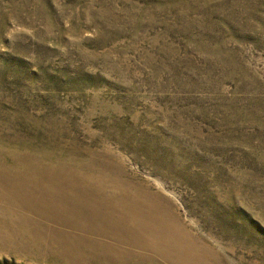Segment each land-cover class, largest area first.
<instances>
[{"label":"rangeland","instance_id":"1","mask_svg":"<svg viewBox=\"0 0 264 264\" xmlns=\"http://www.w3.org/2000/svg\"><path fill=\"white\" fill-rule=\"evenodd\" d=\"M0 165V264H264V0H0ZM132 196L171 246L79 210Z\"/></svg>","mask_w":264,"mask_h":264},{"label":"bare ground","instance_id":"2","mask_svg":"<svg viewBox=\"0 0 264 264\" xmlns=\"http://www.w3.org/2000/svg\"><path fill=\"white\" fill-rule=\"evenodd\" d=\"M29 159V158H28ZM38 159H39V157H38ZM41 159V158H40ZM27 161V160H26ZM36 160H34V162H35ZM25 162V161H24ZM90 162V161H89ZM17 163V162H16ZM28 162H25V164H27ZM33 163V162H32ZM41 163V162H40ZM91 163V162H90ZM15 164V163H14ZM22 164V163H21ZM20 164V165H21ZM45 164V163H44ZM73 164V163H72ZM23 165H24V163H23ZM32 165V164H31ZM1 166V165H0ZM13 166V165H12ZM28 166H30V165H28ZM35 166V165H34ZM34 166H31L32 167V169H33V167ZM47 166V165H46ZM108 166H110L109 164H108ZM14 167V166H13ZM19 167V166H18ZM24 168V167H23ZM37 168V167H36ZM9 169V168H8ZM21 169V168H20ZM87 169V168H86ZM99 169V168H98ZM4 170V169H3ZM6 170V169H5ZM17 170V169H16ZM31 170V169H30ZM29 170V171H30ZM39 170V169H38ZM77 170V169H76ZM18 171V170H17ZM42 171H45L44 169L42 170ZM87 171V170H86ZM23 172V171H22ZM33 172V171H32ZM36 172H38V171H36ZM35 172V173H36ZM88 172V171H87ZM104 172V171H103ZM5 173V172H4ZM9 173V172H8ZM24 173V172H23ZM31 173V172H30ZM39 173H42V172H40L39 171ZM47 173V172H46ZM46 173H44V174H46ZM89 173H91V172H89ZM109 173V172H108ZM1 174V173H0ZM11 174V173H10ZM18 174V173H17ZM16 174V176H18ZM32 174V173H31ZM30 174V175H31ZM34 174V173H33ZM32 174V175H33ZM106 174H107V172H106ZM15 175V174H14ZM23 174H21V176H22ZM26 175H28V174H26ZM39 175V174H38ZM70 175V174H69ZM4 176V175H3ZM15 176V177H16ZM20 176V175H19ZM20 176V177H21ZM40 176V175H39ZM41 176H43V175H41ZM87 176H89V175H87ZM106 176V175H105ZM104 176V177H105ZM112 177H113V175H111ZM6 177V176H5ZM14 177V178H15ZM31 177V176H30ZM33 177V176H32ZM102 176H100V178H101ZM8 178V177H7ZM11 178V177H10ZM26 178H27V176H26ZM49 178V177H48ZM93 178V177H92ZM99 178V177H98ZM107 178H108V176H107ZM6 179V178H5ZM9 179V178H8ZM40 179V178H39ZM60 179V178H59ZM71 179V178H70ZM78 179V178H77ZM76 179V180H77ZM96 179V178H95ZM94 179V180H95ZM27 180V179H26ZM30 180H32V179H30ZM37 180V179H36ZM43 180H45L44 178L42 179V181ZM98 180H100V179H98ZM102 180V179H101ZM106 180V179H105ZM47 181V180H46ZM64 181V180H63ZM67 181V180H66ZM84 181V180H83ZM95 181H97V180H95ZM103 181V180H102ZM112 181V180H111ZM114 181V180H113ZM112 181V182H113ZM117 181V180H116ZM21 182V181H20ZM31 182H34V181H31ZM40 182V181H39ZM69 182V181H68ZM98 182V181H97ZM101 182V181H100ZM109 182V181H108ZM111 182V183H112ZM17 183H19V181L17 182ZM16 183V184H17ZM25 184H26V182H24ZM30 183V182H29ZM36 183V182H35ZM38 183V182H37ZM47 183V182H46ZM95 183V182H94ZM103 182H101L100 184H102ZM110 183V182H109ZM115 183V182H114ZM118 183V182H117ZM28 184V183H27ZM39 184V183H38ZM49 183H47V185H48ZM51 184V183H50ZM74 184V183H73ZM92 184V183H91ZM91 184H90V186H91ZM99 184V185H100ZM31 185V184H30ZM46 185V184H45ZM63 185V184H62ZM97 185V184H96ZM110 185V184H109ZM117 185V184H116ZM120 185V184H119ZM23 186V185H22ZM25 186V185H24ZM29 186V185H28ZM27 186V187H28ZM41 186V185H40ZM67 186V185H66ZM65 186V187H66ZM71 186V185H70ZM74 186V185H73ZM77 186H78V184H77ZM87 186H89L88 185V183H87ZM113 186V185H112ZM21 187V186H20ZM26 187V186H25ZM25 187H23V188H25ZM35 187V186H34ZM57 187V186H56ZM94 187V186H93ZM96 187V186H95ZM103 187H104V185H103ZM119 188H121V186H118ZM30 188V186L28 187V189ZM43 188V187H42ZM47 188V187H46ZM53 188V187H52ZM72 188H74V187H72ZM86 188V187H85ZM85 188H83V189H85ZM97 188H98V186H97ZM109 188V187H108ZM129 188V187H128ZM33 189V188H32ZM38 190L40 189V188H37ZM50 189V188H49ZM99 189H101V188H99ZM106 189V188H105ZM1 190V189H0ZM16 190H17V188H16ZM19 190V189H18ZM22 190V189H21ZM27 190V189H26ZM46 190V189H45ZM44 190V191H45ZM56 190V189H55ZM69 190V189H68ZM98 190V189H97ZM118 190H120V189H118ZM122 190H125L124 188L122 189ZM34 191V190H33ZM53 191V190H52ZM83 191V190H82ZM86 191V190H85ZM96 191V190H95ZM101 191V190H100ZM99 191V192H100ZM110 191V190H109ZM108 191V192H109ZM114 191V190H113ZM112 191V192H113ZM1 192V191H0ZM43 192V191H42ZM105 192V191H104ZM2 193V192H1ZM19 193H20V190H19ZM27 193H28V191H27ZM30 193H31V191H30ZM50 193H52V192H50ZM55 193V192H54ZM60 193V192H59ZM62 193V192H61ZM81 193V192H80ZM84 193V192H83ZM101 193V192H100ZM100 193H99V195H100ZM122 193H124V192H122ZM20 194H22V193H20ZM24 194V193H23ZM37 195L38 193H34V195ZM40 194V193H39ZM53 194V193H52ZM64 194V193H63ZM102 194V193H101ZM108 195H109V193H107ZM28 195V194H27ZM31 194H29L28 196H30ZM33 195V196H34ZM35 195V196H36ZM45 195V194H44ZM60 195V194H59ZM69 195H71V194H69ZM115 195V194H114ZM40 196H41V194H40ZM64 196V195H63ZM62 196V197H63ZM90 196V195H89ZM88 196V197H89ZM93 196H94V193H93ZM111 196V195H110ZM110 196H108V198H110ZM118 196V195H117ZM136 196V195H135ZM32 197V196H31ZM48 197V196H47ZM80 197H82V195L80 196ZM80 197H79V199H80ZM95 197V196H94ZM97 197H98V195H97ZM96 197V198H97ZM26 198V197H25ZM29 198V197H28ZM33 198V197H32ZM37 198V197H36ZM41 198V197H40ZM51 198V197H50ZM54 198V197H53ZM53 198H51V199H53ZM69 198H71V197H69ZM112 198V197H111ZM45 199H47V198H45ZM59 198H57V200H58ZM78 199V198H77ZM90 199V198H89ZM89 199H88V202L90 203V201H89ZM92 199V198H91ZM98 199V198H97ZM100 199V198H99ZM99 199H98V201H99ZM104 199V198H103ZM120 199V198H119ZM31 200V199H30ZM34 200V199H33ZM54 200V199H53ZM60 200H62V199H60ZM37 201V200H36ZM44 201V200H43ZM46 201V200H45ZM55 201V200H54ZM70 201V200H69ZM82 201V200H81ZM94 201H96V200H94ZM47 202H50V201H47ZM76 202V201H75ZM75 202H73V203H75ZM78 202V201H77ZM77 202L75 203V204H77ZM41 203V202H40ZM70 204V205H74V204ZM95 203V202H94ZM32 204V203H31ZM43 204V203H42ZM52 204V203H51ZM79 204V203H78ZM155 204V203H154ZM153 204V205H154ZM62 205V204H61ZM64 205V204H63ZM79 205H81L80 206V213H82V214H84L86 217H88L89 219H93V220H95V221H98V222H100L101 224H103V225H107V227L108 226H111L112 228H115L116 230H118L117 232H119L120 234H122L123 236H125V238H127L128 240H129V242L130 243H138L139 245H141V246H143V247H145V248H147V249H153L154 251L155 250H157V251H160V250H162L163 248H165V247H169V246H171L172 245V242H173V240H172V238H173V233H172V231H171V229H170V226L168 225V223H167V221L165 220V214L163 215V213H162V211L161 210H159V208L158 207H156V206H153V205H151V204H149V203H145V202H141V201H139L138 199H136V198H133V196L131 197V199H129L127 202H125L124 204H120V203H117V202H115V201H112V199H111V201H106V202H100V203H97V204H95V205H93V204H91V205H89V204H86V202H83V204H79ZM39 206V205H38ZM47 206H49V205H47ZM40 207V206H39ZM73 207V206H72ZM71 207V208H72ZM35 208V207H34ZM57 208V207H56ZM60 208V207H59ZM64 208V207H63ZM66 208V207H65ZM37 209H39V208H37ZM41 209V208H40ZM43 209V208H42ZM48 209H49V207H48ZM58 209V208H57ZM61 209V208H60ZM76 209V208H75ZM31 211V210H30ZM40 211V210H39ZM42 211V210H41ZM45 211V210H44ZM47 211V210H46ZM53 211V210H52ZM73 211V210H72ZM34 212H35V210H34ZM54 213H55V211H53ZM56 212H58V211H56ZM68 212V211H67ZM32 213H33V211H32ZM53 213V214H54ZM63 213V212H62ZM41 214V213H40ZM45 214H46V212H45ZM59 214V213H58ZM66 214V213H65ZM69 214V213H68ZM71 214H72V212H71ZM81 214V215H82ZM167 215V214H166ZM71 216V215H70ZM69 216V217H70ZM75 216V215H74ZM77 216H78V214H77ZM171 217V216H170ZM67 218V217H66ZM66 218H65V220H66ZM73 218V217H72ZM167 218V217H166ZM49 219V218H48ZM51 219V218H50ZM61 218H59V220H60ZM74 219V218H73ZM76 219V218H75ZM77 219H78V217H77ZM79 219H81V218H79ZM83 219V218H82ZM86 219V218H85ZM84 219V221H86ZM56 220V219H55ZM93 220H91V221H93ZM171 220V219H170ZM48 221V220H47ZM73 221V220H72ZM75 221V220H74ZM46 222V221H45ZM52 222V221H51ZM50 222V223H51ZM54 222V221H53ZM57 222H59V221H57ZM67 222V221H66ZM69 222V221H68ZM76 222V221H75ZM79 222V221H78ZM87 222V221H86ZM88 222H90V221H88ZM97 222V223H98ZM62 223V222H61ZM71 223V222H70ZM80 223H84V222H80ZM170 223V222H169ZM171 223H173V222H171ZM38 224V223H37ZM57 225H58V223H56ZM66 224V223H65ZM175 224H176V221H175ZM177 224H178V222H177ZM48 225V224H47ZM54 225V224H53ZM60 225V224H59ZM82 225V224H81ZM87 225H88V223H87ZM90 225H91V222H90ZM93 225V224H92ZM99 225V224H98ZM62 226V225H61ZM64 226V225H63ZM69 226H70V224H69ZM74 226V225H73ZM76 226V225H75ZM50 227V226H49ZM60 227V226H59ZM85 227V226H84ZM88 227V226H87ZM86 227V228H87ZM92 228H93V226H91ZM175 227H177V226H175ZM69 228V227H68ZM71 228H72V226H71ZM82 228V227H81ZM95 228V227H94ZM93 228V229H94ZM183 228V227H182ZM60 229V228H59ZM61 229H63V228H61ZM75 229V228H74ZM77 229V228H76ZM90 229V228H89ZM69 230V229H68ZM73 230V229H72ZM80 230H84V228H82V229H80ZM110 230V229H109ZM25 231V230H24ZM65 231H66V229H65ZM85 231V230H84ZM86 231H87V229H86ZM85 231V232H86ZM111 231H112V229H111ZM184 231V230H183ZM59 232V231H58ZM73 232V231H72ZM76 232V231H75ZM68 233H70V232H68ZM83 233V232H82ZM81 233V234H82ZM93 233V232H92ZM184 233V232H183ZM182 233V234H183ZM58 234V233H57ZM57 234L55 233V232H53L52 230H50V229H46V240L48 241V242H51L52 244H53V246H55L54 244H56L57 243V241H56V236H57ZM119 234V235H120ZM62 235H64V234H62ZM77 235V234H76ZM76 235H74V236H76ZM94 235V234H93ZM103 235H104V233H103ZM116 235H117V233H116ZM176 235H178V233H176ZM175 235V236H176ZM180 235V234H179ZM73 236V235H72ZM78 236H79V234H78ZM68 237H69V235H68ZM67 237V238H68ZM120 237V236H119ZM119 237H117V238H119ZM177 237V236H176ZM175 237V238H176ZM58 238V237H57ZM60 238V237H59ZM72 238V237H71ZM80 238V237H79ZM82 238V237H81ZM70 239V238H69ZM92 239V238H91ZM90 239V240H91ZM101 239H103V237L101 238ZM119 239H121V238H119ZM174 239V238H173ZM60 240V239H59ZM83 240V239H82ZM95 240V239H94ZM105 240V239H104ZM74 241V240H73ZM80 241H81V239H80ZM96 241V240H95ZM107 241V240H106ZM109 241H111V240H109ZM122 241V240H121ZM124 241V240H123ZM126 241V240H125ZM178 241H180V240H178ZM184 241H185V239H184ZM62 242V241H61ZM66 242H69V241H66ZM79 242V241H78ZM84 242H86V241H84ZM112 242V241H111ZM70 243V242H69ZM76 243V242H75ZM90 243V242H89ZM92 243V242H91ZM104 243V242H103ZM116 243V242H115ZM122 243V242H121ZM50 244V243H49ZM68 244V243H67ZM77 244V243H76ZM81 244V243H80ZM79 244V245H80ZM109 244H110V242H109ZM113 244V243H112ZM111 244V245H112ZM175 244V243H174ZM184 244V243H183ZM47 245V244H46ZM66 245V244H65ZM82 245V244H81ZM104 245H106V244H104ZM111 245H109V246H111ZM131 245V244H130ZM186 245V244H185ZM50 246V245H49ZM52 246V245H51ZM58 246H59V244H58ZM61 246V245H60ZM75 247H77L76 245H74ZM93 246V245H92ZM91 246V247H92ZM119 246V245H118ZM187 246V245H186ZM62 247H64V245L62 246ZM68 247V246H67ZM86 247V246H85ZM88 247H89V244H88ZM104 247V246H103ZM102 247V248H103ZM115 247V246H114ZM114 247H112V248H114ZM137 247V246H136ZM174 247V246H173ZM57 248V247H56ZM65 248V247H64ZM72 248V247H71ZM98 248V247H97ZM105 248V247H104ZM138 249H139V247H137ZM141 248V247H140ZM145 248H143L144 249V251H147V250H145ZM190 248V247H189ZM51 249V248H50ZM73 249V248H72ZM76 249V248H75ZM90 249V248H89ZM95 249H96V247H95ZM94 249V250H95ZM101 249V248H100ZM110 249V248H109ZM166 249H168V248H166ZM171 249H172V247H171ZM178 249V248H177ZM176 249V250H177ZM191 249H192V247H191ZM48 250V249H47ZM59 250H60V248H59ZM102 250V249H101ZM113 250V249H112ZM136 250V249H135ZM179 250V249H178ZM177 250V251H178ZM193 250V249H192ZM52 252H53V250H51ZM84 251V250H83ZM96 251V250H95ZM139 251H141V250H139ZM138 251V252H139ZM149 251V250H148ZM172 251V250H171ZM183 251V250H182ZM195 251V250H194ZM55 252V251H54ZM60 252V251H59ZM68 252H71V251H68ZM81 252H82V249H81ZM107 252V251H106ZM121 252V251H120ZM126 252V251H125ZM150 252V251H149ZM152 252V251H151ZM163 252H164V250H163ZM173 252V251H172ZM71 253H73V252H71ZM70 253V254H71ZM75 253H77V252H75ZM97 253H99V251L97 252ZM102 253V252H101ZM100 253V254H101ZM115 253H116V251H115ZM114 253V254H115ZM126 253H128V252H126ZM132 253V252H131ZM64 254H66V252L64 253ZM78 254V253H77ZM79 254H81V253H79ZM106 254V253H105ZM113 254V253H112ZM138 254H142V253H138ZM145 254V253H144ZM172 254V253H171ZM182 254V253H181ZM52 255V254H51ZM63 255V254H62ZM84 255H86V254H84ZM106 255H108V253L106 254ZM122 255V254H121ZM137 255V254H136ZM147 255V254H146ZM153 256H156V255H154V254H152ZM158 255V254H157ZM178 255H180V254H178ZM192 255V254H191ZM67 256V255H66ZM68 256H69V254H68ZM73 256H75V255H73ZM116 256V255H115ZM119 256V255H118ZM132 256V255H131ZM135 256V255H134ZM150 256V255H149ZM165 256V255H164ZM172 256V255H171ZM174 256V255H173ZM185 256H186V254H185ZM63 257V256H62ZM100 257V256H99ZM105 257V256H104ZM112 257V256H111ZM128 257V256H127ZM139 257V256H138ZM142 258L144 257V256H141ZM152 257V256H151ZM177 257V256H176ZM175 257V258H176ZM59 258H61V256L59 257ZM68 258V257H67ZM73 258V257H72ZM82 258V257H81ZM80 258V259H81ZM90 258V257H89ZM106 258V257H105ZM110 258V257H109ZM122 258L124 259V257L122 256ZM130 258V257H129ZM145 258V257H144ZM159 258V257H158ZM188 258V257H187ZM56 259V258H55ZM75 259V258H74ZM77 259V258H76ZM83 259H85V258H83ZM110 259H112V258H110ZM108 260L109 262L111 261V260ZM114 259V258H113ZM118 258H116V260H117ZM131 259V258H130ZM163 259H165V258H163ZM177 259V258H176ZM185 259H186V257H185ZM59 260V259H58ZM61 260V259H60ZM89 260V259H88ZM103 260V259H102ZM116 260H114V262H118V261H116ZM139 260V259H138ZM186 260H188V259H186ZM185 260V261H186ZM62 261H64V260H62ZM72 261V260H71ZM80 261V260H79ZM83 261V260H82ZM91 261V260H90ZM127 261V260H126ZM147 261V260H146ZM190 261H191V259H190ZM193 261V260H192ZM195 261V260H194ZM70 262V261H69ZM84 262V261H83ZM83 262H81V263H83ZM85 262H87V261H85ZM113 262V263H114ZM120 262V261H119ZM128 262V261H127ZM182 263H183V260L181 261ZM180 262V263H181ZM73 263V262H72ZM71 263V264H72ZM78 263V262H77ZM96 263V262H95ZM99 263V262H98ZM131 263H133V262H131ZM130 263V264H131ZM135 263V262H134ZM170 263V262H169ZM172 263H174V262H172ZM191 263H193V262H191ZM74 264V263H73ZM161 264V263H160Z\"/></svg>","mask_w":264,"mask_h":264}]
</instances>
